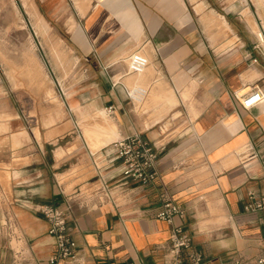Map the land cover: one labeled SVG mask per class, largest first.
Listing matches in <instances>:
<instances>
[{"label":"crops","instance_id":"crops-1","mask_svg":"<svg viewBox=\"0 0 264 264\" xmlns=\"http://www.w3.org/2000/svg\"><path fill=\"white\" fill-rule=\"evenodd\" d=\"M33 1L87 81L46 116L0 120V264H15L17 235L29 258L20 264H49L54 247L35 208L67 202L81 264H160L171 224L154 214L167 199L181 206L173 223L191 234L205 264H255L264 255V207L244 206L250 194L264 196V99L249 108L240 99L252 88L264 93L257 24L221 0ZM213 22L232 37L210 36ZM126 63L141 65L131 71ZM132 133L163 145L158 176L121 192L108 144ZM101 181L113 186L114 202L88 208L68 200Z\"/></svg>","mask_w":264,"mask_h":264},{"label":"rangeland","instance_id":"rangeland-1","mask_svg":"<svg viewBox=\"0 0 264 264\" xmlns=\"http://www.w3.org/2000/svg\"><path fill=\"white\" fill-rule=\"evenodd\" d=\"M50 1L51 3H48L47 0V6L70 5V0ZM54 1L56 4H53ZM209 1L218 6L219 0ZM221 1L228 6L231 3L237 4V12L240 14L238 16L247 23L249 18L255 27L256 15L261 18L264 16V0ZM34 2L0 0V120H4L7 114L23 119L29 111L35 114L38 112L41 117L46 116L53 110L55 103L68 105L71 87L76 88L78 85V88H81L87 81L77 78V73L84 64L72 62L62 34L49 29L48 18H38V14L34 13ZM202 8V4L198 5L196 10H201V14L195 18L201 23ZM41 23H45L44 28ZM216 28L210 36L217 35L229 39L232 37L229 31L219 24ZM128 65L132 71L141 64L126 63V67ZM34 104H38L40 109L36 112L28 110V107L33 108ZM4 129L6 127L0 126V131ZM4 174L2 179L6 181L8 174Z\"/></svg>","mask_w":264,"mask_h":264},{"label":"built area","instance_id":"built-area-1","mask_svg":"<svg viewBox=\"0 0 264 264\" xmlns=\"http://www.w3.org/2000/svg\"><path fill=\"white\" fill-rule=\"evenodd\" d=\"M256 24L260 29V35H255L257 39L255 47L263 50L264 16L262 18L256 16ZM255 60L256 58H252V61ZM138 93L142 97L145 92L139 90ZM128 96L130 99H134L131 94H128ZM263 99L264 93L258 88H252L240 99V103L243 107L249 108L260 104ZM107 109L112 112L114 107L110 105ZM108 146L112 151V160L116 161L119 167L120 177L113 186L119 188L121 192L129 188L130 184L145 185L157 178L156 159L159 150L163 148L162 144L158 145L146 139L140 133H132L115 138L109 142ZM112 187L101 181L89 190H76L74 196L68 200H76L81 206L94 208L102 202L115 201V193ZM252 198L253 195L250 194V200L244 206L246 210L252 211L264 207V196L259 201H252ZM67 204L65 206L40 204L35 208L47 221V234L52 239L54 251L48 257L47 261L49 264H54L59 260H70L81 264L75 243L67 229L68 209L70 207ZM182 213L183 210L180 205L172 199H167L161 202L154 214L156 218L164 219L171 224L169 241L164 247L166 254L160 264H205L202 254L191 249V234L181 224L173 223V217L175 215L180 216ZM16 238L19 239L20 236L17 235ZM184 251L186 252V258L183 257ZM12 252L15 264L29 260L21 246L18 249L13 248ZM126 264L134 263L127 262ZM231 264L240 263L234 262ZM255 264H264V255H260L256 259Z\"/></svg>","mask_w":264,"mask_h":264},{"label":"bare ground","instance_id":"bare-ground-1","mask_svg":"<svg viewBox=\"0 0 264 264\" xmlns=\"http://www.w3.org/2000/svg\"><path fill=\"white\" fill-rule=\"evenodd\" d=\"M258 35H260V30H259V33ZM13 246L14 248L18 249L20 246H21V240L17 239V238H13Z\"/></svg>","mask_w":264,"mask_h":264}]
</instances>
